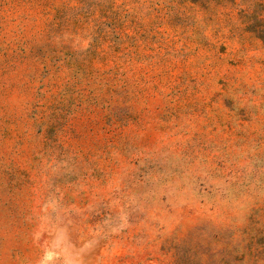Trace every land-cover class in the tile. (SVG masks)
Segmentation results:
<instances>
[{"label":"rangeland","instance_id":"374dc122","mask_svg":"<svg viewBox=\"0 0 264 264\" xmlns=\"http://www.w3.org/2000/svg\"><path fill=\"white\" fill-rule=\"evenodd\" d=\"M0 264H264V0H0Z\"/></svg>","mask_w":264,"mask_h":264}]
</instances>
